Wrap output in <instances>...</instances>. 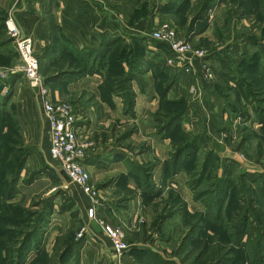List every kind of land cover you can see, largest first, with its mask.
<instances>
[{"label":"rangeland","instance_id":"obj_1","mask_svg":"<svg viewBox=\"0 0 264 264\" xmlns=\"http://www.w3.org/2000/svg\"><path fill=\"white\" fill-rule=\"evenodd\" d=\"M3 13L0 7V19ZM139 20L148 29L116 36L121 40L96 53L75 50L54 24L56 40L40 60L43 77H55L50 85L81 111L80 161L90 173V195L42 151V140L31 144L17 122L14 90L4 84L0 264H81L82 249L98 239L89 234L78 192L94 212L108 196L123 195L110 207L112 223L91 215L115 254L108 229L128 246L146 244L159 254L137 251L136 264L139 258L143 264H264L256 246L264 229L255 216L256 209L264 214V0H142L127 22ZM162 21L176 28V41L186 44L182 51L194 56L190 71L169 63L168 42L151 38ZM87 75L99 80L97 93L69 91L68 80ZM196 82L199 92L192 93ZM177 84L184 95L170 94ZM115 100L121 112L113 110ZM106 149L114 153L106 162L124 161L126 173L88 168ZM134 192L141 215L131 224L119 209ZM252 224L258 237L248 243Z\"/></svg>","mask_w":264,"mask_h":264},{"label":"crops","instance_id":"obj_2","mask_svg":"<svg viewBox=\"0 0 264 264\" xmlns=\"http://www.w3.org/2000/svg\"><path fill=\"white\" fill-rule=\"evenodd\" d=\"M140 2L142 0H0V7L6 13V20L9 17L13 19V24L20 31L21 36L30 35L34 38L36 53L43 60L46 57V53H44L45 49L51 47L54 40H56L54 24L60 36L64 37L70 45L77 49L103 47L107 41L115 39L116 36H121L124 39L133 32H141V30L148 29L149 25L145 24L143 20H139L131 26L127 22V19L134 12L135 8L140 5ZM158 21L159 18L156 17L154 23ZM149 22L151 24L153 20ZM4 36L6 39H12L8 30ZM6 41L0 39V57L3 58V56L11 55L7 57V62H4V59L0 60V65L7 63L11 66L17 60L16 44L14 39L9 43ZM10 43H14V46L11 47ZM0 68L7 67L0 66ZM8 77L10 78V75L6 78L0 76V86ZM11 78L14 83L12 89L14 90L15 114L20 126L25 134L31 135L32 145H39V140H42V151H49V125L43 113L40 95L27 85L23 76L18 75ZM98 82L99 80L94 76L87 75L77 79L76 82H71L68 88L69 91L87 90L95 94ZM5 86H9V84ZM178 87V84L172 86L170 94L184 95L181 90L179 92ZM54 90L58 92L60 98H63L60 89L56 88ZM115 104L116 106L113 110L121 112L119 100H115ZM102 107L106 112H111L112 110L107 104H103ZM109 149H106L108 152L105 154V158L96 159L99 163H87L88 168L91 171L92 168H96L97 172H101L100 174L113 173L112 176L126 173L128 169L124 161L106 162L108 156L110 158L114 156V153L112 155ZM136 160L141 161L142 159L138 156ZM155 170L160 175L161 164H158ZM125 187L128 188L127 185ZM77 195L78 202L81 204V215L89 229V234L98 239V244H91L89 250L87 249L88 247L82 249L81 264H116L120 260L122 264H136L130 250L123 253L121 257L114 253L110 240L105 235L102 226L91 215L95 213L98 219L104 220L105 218L107 223H112L116 218L112 217L110 207L116 205L119 200L118 198L123 195L114 194L113 196H108L103 207L95 208V212L93 209L90 210L91 202L88 197H85L81 192H78ZM138 198L135 193L128 200L127 208L123 210L119 209L122 212L120 215L129 218L131 224L137 222L141 215V207L137 206L139 205Z\"/></svg>","mask_w":264,"mask_h":264},{"label":"built area","instance_id":"obj_3","mask_svg":"<svg viewBox=\"0 0 264 264\" xmlns=\"http://www.w3.org/2000/svg\"><path fill=\"white\" fill-rule=\"evenodd\" d=\"M6 26L9 35L15 41L19 62L11 67L0 68V75L6 78L9 73H22L27 85L40 95L43 113L49 124L50 157L58 162L72 182L80 185L85 193L92 194L90 173L84 169V164L80 161L83 156V144L80 143L79 137L81 126L78 124L82 118L81 111H76L70 103L60 98L58 92L45 83V78L40 71V57L35 50L34 38L30 35L21 36L11 17L6 20ZM156 26L151 38L169 43V47L173 49H171L172 56L168 57L169 63L176 64L179 71H190L189 64L193 65L194 56L182 51L186 48V44L181 46L176 41V28L166 21L156 23ZM211 77H213L212 74H209V78ZM198 84L196 82L191 85L189 90L192 93L199 92ZM108 233L115 240L116 255L121 256L122 249L128 246L127 243L123 242L121 235L112 229H108Z\"/></svg>","mask_w":264,"mask_h":264},{"label":"trees","instance_id":"obj_4","mask_svg":"<svg viewBox=\"0 0 264 264\" xmlns=\"http://www.w3.org/2000/svg\"><path fill=\"white\" fill-rule=\"evenodd\" d=\"M2 18L0 19V35H6V31H7V26H6V14L5 13H3L2 14ZM121 39L120 38H116V39H112V40H110L109 42L107 41V44H106V46L108 45H111L112 43H114V42H116V41H120ZM12 41V39L11 38H8L7 39V41L6 42H11ZM110 42H112V43H110ZM72 46V45H71ZM105 45L102 47V46H100L99 48H84V49H77V48H75L74 47V49L75 50H87V49H89V51L91 52H93V53H96V52H98L100 49H102V48H104V47H106ZM73 47V46H72ZM91 49V50H90ZM10 54V53H9ZM11 55V54H10ZM10 55H6V56H3V58H1L0 57V60H5L4 62H7L8 61V58L7 57H9ZM16 56H17V62H18V60H19V55H18V51H17V49H16ZM41 60V59H40ZM16 63V62H15ZM14 63V64H15ZM14 64H12L11 66H13ZM0 66H2V67H11L9 64H2V65H0ZM40 70H41V68H40ZM21 76L22 74L21 73H12V74H10V78L8 79H6V81H4L3 83H1L2 85L0 86V92L2 91V88H3V86H4V84H9V86H11V89H12V86H13V79L11 78L12 76H15V77H17V76ZM80 77H77L76 79H79ZM75 79V80H76ZM46 81H45V83L48 85V86H50L52 89H56V87H52L50 84L51 83H53V82H51V81H53V80H56L55 79V77H51V78H49V79H45ZM58 80V79H57ZM59 80H62V78L61 79H59ZM69 82L68 83H71V82H74V80L73 79H70V80H68ZM54 84V83H53ZM1 95V94H0ZM5 97V96H4ZM6 103V106H7V102H5ZM17 122L19 123V121H18V119H17ZM20 125V124H19ZM146 191H149V189H146ZM256 214H255V216L258 218L257 220H258V222L260 223V225L263 227V229H264V214L261 212V210L260 209H256V212H255ZM255 224V223H254ZM254 224H252V231H250V232H248L247 233V235H248V243L249 242H251V240H253V238L254 237H258L256 234V231H255V229H257L256 228V226L254 225ZM256 246H257V248H259V250H261V251H264V234H260V237L258 238V242L256 243ZM74 250H75V248H74ZM137 251H139V253L140 252H151V253H153V254H156V255H159L155 250H153V249H150V248H136V249H131L130 250V252H131V254H135ZM138 253V252H137ZM139 260V263L140 264H143L142 263V261H145L144 259H142V258H139L138 259Z\"/></svg>","mask_w":264,"mask_h":264},{"label":"water","instance_id":"obj_5","mask_svg":"<svg viewBox=\"0 0 264 264\" xmlns=\"http://www.w3.org/2000/svg\"><path fill=\"white\" fill-rule=\"evenodd\" d=\"M63 173L66 175V177L69 179V177L67 176V174L63 171ZM149 248L150 246L149 245H146V244H131L129 246H127L126 248L122 249V253H125L131 249H136V248Z\"/></svg>","mask_w":264,"mask_h":264}]
</instances>
